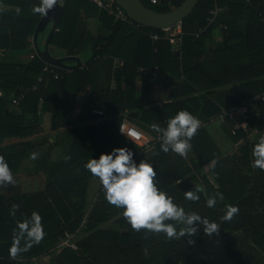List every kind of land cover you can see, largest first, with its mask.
I'll return each mask as SVG.
<instances>
[{"label": "trees", "instance_id": "16d2710c", "mask_svg": "<svg viewBox=\"0 0 264 264\" xmlns=\"http://www.w3.org/2000/svg\"><path fill=\"white\" fill-rule=\"evenodd\" d=\"M141 1L147 7L145 1L151 4L148 0ZM182 1L162 0L153 9L168 11ZM37 3L39 0H0L5 5L0 7V145L7 138H27L38 131V106L50 113L52 130L71 125L68 116L75 109L78 94L86 88H90V93L78 121L99 117L92 112L96 108L106 118L70 128L65 157L57 163L42 164L47 179L41 190L12 198L11 202L0 197V258H4L0 264H13L11 257L24 258L20 264H28L31 257L50 248L57 251L56 245L65 232H75L86 213L85 226L76 234V238L83 234L75 238L76 249L63 247L56 254L57 264H212L198 257L199 243L207 237L203 226L193 236L179 240L145 229L135 231L121 215V209L105 200L100 185L94 205L86 211L88 181L94 176L84 164L92 156L120 146L130 148L132 159L140 161V156L138 159L136 156L143 154V148L117 132L125 111H129V121L155 135L150 125L155 122L166 126V121L179 110H188L207 121L218 116L222 108L239 105L264 91V78L257 79L264 75L262 9H255L254 17L242 23L244 11L254 9L248 0H199L181 21V44L172 52L167 39L150 38L149 32L162 35L159 29L115 20L88 0H61L63 11L48 44L61 49L62 56H87L81 61L84 66L67 69L45 63L35 53L33 32L42 15L33 12ZM216 3L224 11L195 38L194 33L206 25L209 11ZM91 17L98 21L95 33L87 23ZM220 22L225 28L220 31V41L211 46L207 39ZM27 54L33 57L22 60ZM114 57L122 60L123 65L115 70L116 85L110 88L102 81L110 80ZM46 65L54 70L56 78L53 73L43 71ZM139 67L143 70H138ZM154 68L155 77L151 75ZM155 85L170 88L168 101L161 106L151 102ZM20 94L24 95L19 104L29 100L30 118L11 108L12 97ZM263 124L264 103L259 106V116L252 119L251 127L260 129ZM244 135L238 132L230 137L235 144ZM260 136L264 133L257 132V141ZM256 142L245 143L222 156L205 127H200L190 141L193 160L159 150L149 157L157 171L154 179L158 187L186 211L198 212L218 223L220 228L213 234L225 237L224 249L235 264H259L249 253V245L264 257V170L251 166ZM2 152L0 147V156ZM209 163L207 172L202 173L201 168ZM195 188L201 190L200 199H184V191ZM217 191L223 193L224 199H218L214 207H207V198ZM13 204L18 205L15 215L11 214ZM225 205H236L239 209L231 220H221ZM33 211L41 216L44 236L39 243H32L12 256L9 248L14 238L20 247L27 242L26 234L21 235L17 225L29 219ZM109 221L116 229L99 228ZM86 232L91 234L84 236ZM189 239L193 241L191 244Z\"/></svg>", "mask_w": 264, "mask_h": 264}, {"label": "clouds", "instance_id": "9594fccd", "mask_svg": "<svg viewBox=\"0 0 264 264\" xmlns=\"http://www.w3.org/2000/svg\"><path fill=\"white\" fill-rule=\"evenodd\" d=\"M55 0H41L40 4L33 7V12L45 14L52 8ZM151 129L160 135L159 151H169L186 156L192 145L191 138L200 127L197 116L188 110H179L166 121V126L152 123ZM121 132L123 130L120 128ZM124 133V132H123ZM135 144H138L139 133L131 132ZM33 157L35 153L31 154ZM253 159L251 166L264 170V136H260L252 149ZM133 151L126 147H113L109 152H102L98 157H91L85 162L84 167L92 176L98 178L104 193L105 200L121 209V215L135 231L145 229L151 233H163L167 239L179 240L182 237L193 236L199 226H203V233L211 236L220 228L218 223L202 216L195 211H186L183 205L174 202L168 192L158 187L155 177L157 171L153 162L141 159L139 162L132 159ZM67 158V157H66ZM15 182L8 162L0 156V183ZM200 189L184 191V199L198 201ZM223 200L222 192H215L206 200L207 207H214L217 200ZM18 205H12L11 214L15 215ZM236 205H225L221 220H231L238 212ZM21 235L27 237L25 247H20L19 241L14 238L9 248L12 256L26 250L32 243H39L44 236L41 216L33 211L29 219L18 223ZM193 241L188 240L191 244ZM147 255V248L144 249Z\"/></svg>", "mask_w": 264, "mask_h": 264}, {"label": "crops", "instance_id": "0c3cea01", "mask_svg": "<svg viewBox=\"0 0 264 264\" xmlns=\"http://www.w3.org/2000/svg\"><path fill=\"white\" fill-rule=\"evenodd\" d=\"M248 1L251 3V5L253 4L254 9L252 10L246 9L244 11L243 17H242L243 19L242 23L244 21L251 20L254 17V11L257 8H261L264 14V0H248ZM39 2H41V0H39ZM37 4L39 5L40 3H37ZM0 7H5V5L0 4ZM260 18L262 22L264 23V16H261ZM87 23H88L89 29L92 32L95 33L98 30V21L96 17L88 18ZM222 28H225V25H223L220 22L218 24V27L212 31V35L208 37L207 40L210 39L209 43H211V46H214L220 41V38H221L220 31L222 30ZM215 37L218 39L217 41H215ZM51 47L53 48V50H55L56 53L57 52L59 53V54H56L57 56H62L63 51L61 49H58L55 46H51ZM80 60L83 61L81 58ZM116 60H119V59L114 57L113 64L111 65L110 80H107L106 78H104L102 81V84L106 87L110 86V88H114L116 85L114 72L119 67L116 64ZM262 78H264V75L258 77L257 79H262ZM233 84H236V82H234ZM136 86L137 87L140 86V80L136 81ZM121 87L124 88L123 82L121 84ZM169 92H170L169 87L155 85L153 87L152 94H151L152 104L161 106L162 104L167 102ZM89 93H90V88H86L78 94L77 99H76L75 109L73 113L68 116L69 120L73 122L71 125L52 130L50 128V117H51L50 113L44 111L41 108V106H38L37 107V116H38V122H39L38 131L27 138H22V139L15 138V137L7 138L0 145V147H3V152L1 156H3L4 159L8 162V165L12 171V175L15 181L14 183L13 182L0 183V197H2V199H8V201L11 202L10 200L12 198H15V197H18L24 194H27V195L32 194L33 192L41 190L42 187L37 188L35 186H42V185L44 186L46 184L47 177H46L45 171H43L42 164H46L47 162L57 163L59 160L65 157L64 152L65 153L67 152L68 145L70 143V134H69L70 128L76 125H81V124L99 123L101 120H104L106 118L104 115H101V116L98 115L99 117L95 119H90L86 121H78L77 117ZM128 112L129 111L124 112L123 121L131 125H134L138 129L142 130L144 134H147L146 131L139 128L137 125H135L134 123H132L131 121L127 119ZM212 119L207 120L206 122L208 123L203 127H205L211 139L220 149L222 156L227 155L228 153H231L232 152L231 149L233 147L237 149L239 146L245 143L257 141V132H255V129H254L250 134L244 135L239 141H237V143L234 144L230 137L231 135L230 134V123L227 122L228 123L227 129L223 130L221 132L222 135H220L219 132L217 131L218 128L210 129L209 125L210 124H226V123H220V122L209 123L211 122ZM199 120H202V119H199ZM148 135L152 136L150 134ZM19 142H28L29 144L27 146L15 145L16 143H19ZM156 150H159V144H153L149 148H146V149L143 148L141 151L143 152L144 155L139 154L136 156V158L138 159V157L140 156L139 157L140 160L141 159L149 160V157H153V154L155 153ZM189 152L193 154H191V156H187V155L183 156L184 159H186L187 161L193 160L195 156L192 147ZM32 153H35L36 155L33 157L31 155ZM211 163L202 167V169H204L205 171L203 173L207 172L208 167L210 166ZM93 178H96V177H93ZM93 178H90L88 181L87 192H88L90 181ZM9 185L14 186L12 191L11 189H9ZM19 185H22L23 188L19 189L18 187ZM99 185L100 184L98 183V186ZM51 250L52 248L43 252L42 254L31 257L30 258L31 262L35 261V264L36 263L38 264L39 261L40 262L45 261L44 264H57L56 259H55L56 254L54 255V252L51 253L52 252ZM0 259H4V258L1 257ZM23 259L24 258H21V257H11L10 258V260L13 261V264H20V262H22L21 260Z\"/></svg>", "mask_w": 264, "mask_h": 264}, {"label": "built area", "instance_id": "2783aa9c", "mask_svg": "<svg viewBox=\"0 0 264 264\" xmlns=\"http://www.w3.org/2000/svg\"><path fill=\"white\" fill-rule=\"evenodd\" d=\"M58 1L59 3L61 2V0ZM88 1L92 2L97 7L105 10L106 13L108 15H111L115 20H119L130 26H135V27L139 26V24L134 22L126 14V12L118 4L115 3L114 0H88ZM148 1L151 4L157 5L162 0H148ZM223 11L224 8L222 6L214 4L213 8L209 11V16L206 20V25L203 28H199L194 33V37L198 38L199 35H201L207 29V27L215 21L217 15L222 13ZM55 30H57V28ZM160 30L163 32L162 35L155 32H149V36L152 39V41H156L161 38L167 39L169 44L171 45V51L175 52L176 50H178V46L181 44V36H182L180 23L170 28L160 29ZM30 57H33V55H30ZM116 64L120 67L123 65V61L116 60ZM81 65L84 66L83 63ZM138 70H143V68L139 67ZM43 71L53 73L54 77L55 78L57 77V74L54 72V70L47 65L43 67ZM156 74H157V69L154 68L151 71V75L155 77ZM40 80L41 77L38 78V81ZM32 89H35V86ZM23 95L24 94H20L18 97H12L11 103L13 105L19 104L20 100L23 98ZM262 103H264V91L251 95L250 97L243 100L242 103H240L239 105H235L227 109L222 108L218 116L212 119L211 122L209 123H216V122L225 123L228 121L230 123L231 135H235L238 132H242L245 135H248L254 130L251 127V121L253 118L259 116V106ZM92 112L99 116L103 115V111L100 109H93ZM199 121H200V127H203L208 123L202 120ZM120 128L123 130L124 133L121 132ZM133 131L140 134L138 137V144L140 147L144 149L149 148L153 144L159 143L160 135L158 133H155V135L148 137L146 134L143 133L142 130L138 129L134 125H131L125 121H122L120 123L117 130L120 136H123L129 139L130 141L134 142V140H137V138L131 135V132ZM255 131L264 133V124L260 127V129H255ZM86 217H87V213L81 219L75 232H65L64 238L60 239L59 243L56 245V248L68 246L70 248L76 249V244L74 243V240L80 228H83L85 226Z\"/></svg>", "mask_w": 264, "mask_h": 264}, {"label": "water", "instance_id": "95a60500", "mask_svg": "<svg viewBox=\"0 0 264 264\" xmlns=\"http://www.w3.org/2000/svg\"><path fill=\"white\" fill-rule=\"evenodd\" d=\"M126 14L137 24L154 28L167 29L170 28L187 17L199 0H183L177 7L168 11H157L153 8L145 6L141 0H114ZM63 11V5L55 0L52 8L48 9L45 14L41 15L33 32V44L36 55L45 63L63 67L67 69H76L81 65L78 56H54L48 48L49 38L56 29L58 21ZM51 23V27L46 36L44 46L41 49L37 45V37ZM67 62H74L68 64Z\"/></svg>", "mask_w": 264, "mask_h": 264}, {"label": "rangeland", "instance_id": "374dc122", "mask_svg": "<svg viewBox=\"0 0 264 264\" xmlns=\"http://www.w3.org/2000/svg\"><path fill=\"white\" fill-rule=\"evenodd\" d=\"M145 3L151 8L156 7L155 4H149L147 1H145ZM50 27H51V23L47 26V28L43 32L39 33V35L37 37V45L41 49L44 46V42H45V39H46V36H47V34L49 32ZM217 40L218 39L215 37V41H217ZM208 45H209V43H208ZM48 48H49V51L53 55L59 54L58 52L56 53L55 50H53L51 45H49ZM28 58H30L29 54L23 55L21 57L22 60H27ZM80 58L82 60H85L86 59V54H82L80 56ZM28 101L29 100L26 99L24 102L20 103L19 105H13V106L11 105V108L14 111H22V112H24L26 118H30L31 117V108L29 107ZM227 122H225L226 124H210L209 128L210 129L218 128L217 131L219 132L220 135H222L221 132L223 130H226L227 127H228V123ZM146 135L149 137L148 134H146ZM231 150L232 151L236 150V148L233 147ZM231 150H230V152H231ZM191 154H193V153L188 152L187 156H191ZM201 170H202V173L205 172L204 169L201 168ZM98 181L99 180L97 178H93L90 181L88 192H87L88 202H87V205H86V208H85L86 211H88V209L91 208L94 205L95 201H96V194H97V190L99 189V186H98L99 182ZM13 187H14L13 185H9V189H11V191H12ZM18 187H19V189L23 188L22 185H19ZM35 187H37V188L42 187L43 188L44 186L42 185V186H35ZM9 192H10V190H9ZM115 226L116 225H114V223L112 221H109L107 223H103L102 225H100L99 228L102 229V230H107V229L110 230V229H116ZM91 232L84 233V236H87V235L91 234ZM82 235L83 234H80L79 237H77V238L78 239L81 238ZM75 240H74V242H75ZM225 243H226L225 237L219 236L217 234H212L211 236H207L206 238H204V240H202L199 243V246H198V257L199 258H204L208 263H212V264H235L229 258L228 254L226 253V251L224 249ZM249 244H251V243H249ZM249 246H250L249 247L250 249H248L249 253L251 255H253L255 258L258 259L259 264H264V257H262L260 254H257L254 251L253 245H249ZM62 248L63 247L57 248V251L53 250L51 253L54 252V255H55ZM44 262L45 261H43V262L39 261L38 264H41V263L44 264ZM28 264H35V261L28 262Z\"/></svg>", "mask_w": 264, "mask_h": 264}]
</instances>
